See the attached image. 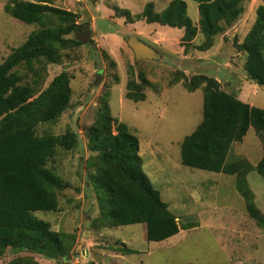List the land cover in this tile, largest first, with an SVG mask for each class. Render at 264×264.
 I'll return each mask as SVG.
<instances>
[{
    "label": "rangeland",
    "instance_id": "obj_1",
    "mask_svg": "<svg viewBox=\"0 0 264 264\" xmlns=\"http://www.w3.org/2000/svg\"><path fill=\"white\" fill-rule=\"evenodd\" d=\"M7 1L0 0V63L39 28L6 13ZM171 1H54L56 6L78 15L80 28L74 35L85 44L65 51L62 64H49L46 73L42 71L43 87L61 71H68L73 93L62 116L54 123L38 124L37 131L60 135L71 128L77 130L80 141L72 150L59 147L48 163L68 185L58 195L59 209L38 211L35 215L49 221L55 231L75 235L74 253L66 263L8 250L0 256V264L19 257H31L40 264H264V228L248 213L246 200L236 187L237 176L192 168L181 162L183 139L203 119L204 92L202 88L188 91L183 78L177 81L182 72L189 78L207 74L244 102L264 108V88L249 81L244 70L247 54L238 48L252 28L263 0L246 1L241 17L218 34L213 46L205 51L199 50L204 43L201 33L187 45L182 39L185 29L149 23L142 16L147 3L153 2L154 11L162 13ZM184 1L188 15L199 26L197 0ZM116 6L129 9L134 22L115 12ZM138 15L142 17L137 19ZM134 35L155 48L160 57L136 61L134 51L127 44ZM142 78L149 80L143 88L145 100L128 99L129 81L142 82ZM106 92L110 94L112 115L128 124L138 136L144 169L150 178H156L151 180L153 186L160 190L181 225L193 223L195 227L182 229L179 236L160 242L147 240L144 223L92 227L99 207L88 182L87 160L92 152L86 131L94 122L100 99ZM263 145V138L250 127L243 141L233 144L229 159H246L256 166L262 158ZM247 183L254 193L256 207L264 214V178L254 170L248 174ZM87 201L88 209L84 212ZM124 246L138 253L120 251Z\"/></svg>",
    "mask_w": 264,
    "mask_h": 264
},
{
    "label": "trees",
    "instance_id": "obj_2",
    "mask_svg": "<svg viewBox=\"0 0 264 264\" xmlns=\"http://www.w3.org/2000/svg\"><path fill=\"white\" fill-rule=\"evenodd\" d=\"M55 0H9L4 10L26 24H37L27 40L0 63V256L8 250L32 253L66 263L72 258L76 236L55 231L51 223L35 212L57 211L58 195L68 185L48 167L59 147L72 150L79 145L77 130L65 133L38 134L40 123L56 122L69 107L72 98L71 75L61 71L43 87L49 64H62L64 52L81 48L85 43L76 35L80 24L72 10L56 6ZM248 0H197L199 26L188 15L184 0H172L162 12L147 3L142 16L149 23L185 29L187 45L201 33L204 43L199 50L213 46L215 37L233 26L245 11ZM115 12L134 22L129 9ZM137 16V19L142 17ZM74 35V36H71ZM238 48L247 56L244 70L249 81L264 88V0L257 8L255 22ZM183 78L188 91L202 88L203 119L181 145L183 165L216 173L236 175L238 191L244 196L247 211L264 228V214L254 203L247 176L256 170L264 178V145L256 166L246 159H229L235 142H241L253 127L264 140V108L241 100L222 88L221 82L207 74ZM149 80H130L126 97L144 101L143 88ZM109 92L100 99L94 122L86 135L89 150L88 182L96 197L99 215L92 221L95 229L115 228L144 223L150 242L175 236L181 229L178 217L162 198L143 166L140 140L129 125L114 117ZM125 244V243H123ZM126 245V244H125ZM114 250L118 247L112 246ZM127 254L137 250L120 247ZM7 264H40L34 258L19 257Z\"/></svg>",
    "mask_w": 264,
    "mask_h": 264
},
{
    "label": "water",
    "instance_id": "obj_3",
    "mask_svg": "<svg viewBox=\"0 0 264 264\" xmlns=\"http://www.w3.org/2000/svg\"><path fill=\"white\" fill-rule=\"evenodd\" d=\"M128 46L132 48L135 54L136 61L142 60V59H157L160 57L159 52L150 46L149 44H146L143 42L139 37L137 36H131L127 40ZM79 174L82 177L84 174V161L81 159L80 165H79ZM90 200V199H88ZM88 209V201L85 204L84 212H86Z\"/></svg>",
    "mask_w": 264,
    "mask_h": 264
},
{
    "label": "crops",
    "instance_id": "obj_4",
    "mask_svg": "<svg viewBox=\"0 0 264 264\" xmlns=\"http://www.w3.org/2000/svg\"><path fill=\"white\" fill-rule=\"evenodd\" d=\"M160 172V171H159ZM152 173H156V171H153ZM148 174V173H147ZM149 177H150V175H148ZM151 180H156V178H153L152 176H151V178H150ZM180 232H182V229L180 230ZM180 232L178 233V234H176L175 236H173V237H176V236H179V234H180ZM170 238H172V237H170Z\"/></svg>",
    "mask_w": 264,
    "mask_h": 264
}]
</instances>
